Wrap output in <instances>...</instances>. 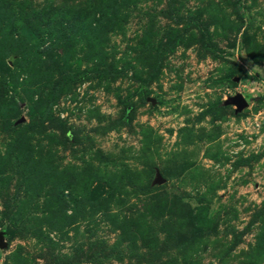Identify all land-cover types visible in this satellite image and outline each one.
Wrapping results in <instances>:
<instances>
[{
    "label": "rangeland",
    "instance_id": "1",
    "mask_svg": "<svg viewBox=\"0 0 264 264\" xmlns=\"http://www.w3.org/2000/svg\"><path fill=\"white\" fill-rule=\"evenodd\" d=\"M0 239V264H264V0H0Z\"/></svg>",
    "mask_w": 264,
    "mask_h": 264
},
{
    "label": "water",
    "instance_id": "2",
    "mask_svg": "<svg viewBox=\"0 0 264 264\" xmlns=\"http://www.w3.org/2000/svg\"><path fill=\"white\" fill-rule=\"evenodd\" d=\"M231 102H232V104H234L235 106L238 107L237 111H241L244 107L247 106V102H246L245 98L240 94L234 96L232 98ZM24 122H25V119L21 118L20 120H18L17 123L22 124ZM155 183L162 184V183H164V180L162 178H160L159 176H157ZM3 247H4V244L2 243V240L0 239V248H3Z\"/></svg>",
    "mask_w": 264,
    "mask_h": 264
}]
</instances>
